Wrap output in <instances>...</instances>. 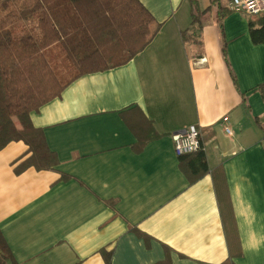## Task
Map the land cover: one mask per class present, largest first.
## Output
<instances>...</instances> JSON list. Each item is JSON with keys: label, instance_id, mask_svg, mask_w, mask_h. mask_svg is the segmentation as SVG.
Here are the masks:
<instances>
[{"label": "crops", "instance_id": "0c3cea01", "mask_svg": "<svg viewBox=\"0 0 264 264\" xmlns=\"http://www.w3.org/2000/svg\"><path fill=\"white\" fill-rule=\"evenodd\" d=\"M138 1L154 19L148 44L30 115L58 165L17 174L27 145L0 150V231L14 261L106 264L103 249L110 264H264V43L249 30L261 14L195 0L198 46L182 38L187 0ZM218 5L230 10L223 35ZM189 126L209 168L192 182L173 143Z\"/></svg>", "mask_w": 264, "mask_h": 264}, {"label": "trees", "instance_id": "16d2710c", "mask_svg": "<svg viewBox=\"0 0 264 264\" xmlns=\"http://www.w3.org/2000/svg\"><path fill=\"white\" fill-rule=\"evenodd\" d=\"M187 1L191 22L182 38L200 46L193 29L202 28L201 12L195 0ZM218 6L217 23L223 35L222 21L230 10ZM29 23L36 25L37 40L29 32L17 36L13 32L16 26ZM249 30L254 44L264 43V14L249 22ZM153 31L154 19L138 0H0V150L11 142L27 145L25 156L14 167L17 174L30 167L39 171L58 165L43 130L33 125L31 113L58 98L78 77L130 62L148 44ZM53 45L64 49L76 67L65 82L44 55ZM221 52L228 62L225 45ZM260 92L264 99V86ZM180 167L191 182L206 174L203 148L181 156ZM226 238L233 255V236L226 232ZM235 244L239 247L237 240ZM100 254L110 264V253L102 249ZM232 258L223 264H234ZM0 264H16L1 231ZM156 264L169 263L166 258Z\"/></svg>", "mask_w": 264, "mask_h": 264}, {"label": "built area", "instance_id": "2783aa9c", "mask_svg": "<svg viewBox=\"0 0 264 264\" xmlns=\"http://www.w3.org/2000/svg\"><path fill=\"white\" fill-rule=\"evenodd\" d=\"M233 7L242 9L243 11L259 15L264 13V0H231ZM204 59H200V62ZM224 131L228 135L231 134L230 128L227 125L228 119L222 120ZM174 152L177 156L195 153L201 148L199 140V132L195 126H189L182 134L173 135Z\"/></svg>", "mask_w": 264, "mask_h": 264}, {"label": "rangeland", "instance_id": "374dc122", "mask_svg": "<svg viewBox=\"0 0 264 264\" xmlns=\"http://www.w3.org/2000/svg\"><path fill=\"white\" fill-rule=\"evenodd\" d=\"M27 25H28L27 27H25V25H22L21 27L16 26L13 29L14 34L17 36V35H21V34H24L26 32H29L37 40L38 39V32H37L35 23H29ZM206 25L209 27V29L211 27H214L213 24H205V26ZM218 36H219V31H218ZM199 38L201 41V35H199ZM53 46H55V45H53ZM46 49L44 50V55H45L46 59L48 60V62L50 63L53 70L55 71L57 77L62 82L67 81L76 70V67L74 66L72 60L69 59L65 50L62 49L58 45L55 48L47 49V50ZM220 49L222 50V44L221 43H220ZM201 148H202V146H201Z\"/></svg>", "mask_w": 264, "mask_h": 264}, {"label": "bare ground", "instance_id": "6f19581e", "mask_svg": "<svg viewBox=\"0 0 264 264\" xmlns=\"http://www.w3.org/2000/svg\"><path fill=\"white\" fill-rule=\"evenodd\" d=\"M225 118H226V117H225ZM223 119H224V118H223ZM223 119H222V120H223ZM226 134H227V133H226ZM227 135H228V134H227ZM230 135H231V134H230Z\"/></svg>", "mask_w": 264, "mask_h": 264}]
</instances>
